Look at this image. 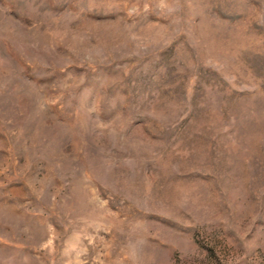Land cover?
I'll return each mask as SVG.
<instances>
[{
  "label": "rangeland",
  "instance_id": "374dc122",
  "mask_svg": "<svg viewBox=\"0 0 264 264\" xmlns=\"http://www.w3.org/2000/svg\"><path fill=\"white\" fill-rule=\"evenodd\" d=\"M0 264H264V0H0Z\"/></svg>",
  "mask_w": 264,
  "mask_h": 264
}]
</instances>
